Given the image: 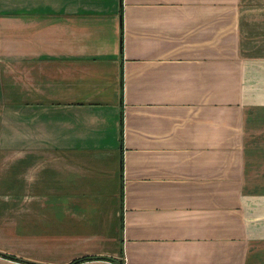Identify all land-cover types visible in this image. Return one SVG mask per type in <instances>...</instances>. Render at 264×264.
<instances>
[{"label": "crops", "instance_id": "1", "mask_svg": "<svg viewBox=\"0 0 264 264\" xmlns=\"http://www.w3.org/2000/svg\"><path fill=\"white\" fill-rule=\"evenodd\" d=\"M0 264H264V0H0Z\"/></svg>", "mask_w": 264, "mask_h": 264}, {"label": "trees", "instance_id": "2", "mask_svg": "<svg viewBox=\"0 0 264 264\" xmlns=\"http://www.w3.org/2000/svg\"><path fill=\"white\" fill-rule=\"evenodd\" d=\"M0 255L6 256V257L11 258V259H14V260H18V258H17L16 256H13V255L4 254V253H1V252H0ZM90 259H92V258H91V257L81 258V259H79V260H75V261L72 262L71 264H77V263H79V262H81V261H84V260H90ZM78 261H79V262H78Z\"/></svg>", "mask_w": 264, "mask_h": 264}]
</instances>
